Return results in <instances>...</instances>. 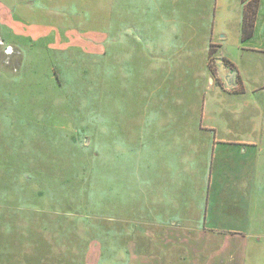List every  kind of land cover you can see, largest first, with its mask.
Masks as SVG:
<instances>
[{
  "label": "rangeland",
  "instance_id": "rangeland-1",
  "mask_svg": "<svg viewBox=\"0 0 264 264\" xmlns=\"http://www.w3.org/2000/svg\"><path fill=\"white\" fill-rule=\"evenodd\" d=\"M211 1L0 0V264H264V174L233 185L209 125L264 129V93L239 115L222 90L217 115L204 84L176 100L121 56Z\"/></svg>",
  "mask_w": 264,
  "mask_h": 264
},
{
  "label": "crops",
  "instance_id": "crops-1",
  "mask_svg": "<svg viewBox=\"0 0 264 264\" xmlns=\"http://www.w3.org/2000/svg\"><path fill=\"white\" fill-rule=\"evenodd\" d=\"M211 6L213 12L203 15L204 23L188 19L184 33L145 36L134 50L122 49L121 56L124 61L128 54L137 58L144 76L174 75L172 80L178 87L167 89V93L176 100L183 94L181 78L188 83V96L197 87L193 84H204L206 99L210 106H217V115L222 112V90L232 93L235 104L228 102L226 107L231 108L230 113L240 115L243 108H249L248 91L264 93V0H212ZM209 125L216 132L213 148L219 149L220 144L236 146L231 152L233 185L247 188L260 184L257 180L264 174V129H250L234 136L239 141L227 142L229 135L220 134L212 119ZM192 134L181 131L173 137L188 138ZM229 150L228 147L227 153ZM191 232L193 229L188 228Z\"/></svg>",
  "mask_w": 264,
  "mask_h": 264
},
{
  "label": "trees",
  "instance_id": "trees-1",
  "mask_svg": "<svg viewBox=\"0 0 264 264\" xmlns=\"http://www.w3.org/2000/svg\"><path fill=\"white\" fill-rule=\"evenodd\" d=\"M88 222H89V221H88ZM88 222H87V223H88ZM125 234H126V235H127V234H130V235L132 234V235H131V237H132L133 234H135V230H133V231H131V232L128 231V232L125 233ZM125 234H124V235H125ZM124 253H125V252H124ZM127 261H128V258L125 257V255H124V256L122 255V256H121V261L115 260L114 263H112V264H127Z\"/></svg>",
  "mask_w": 264,
  "mask_h": 264
}]
</instances>
